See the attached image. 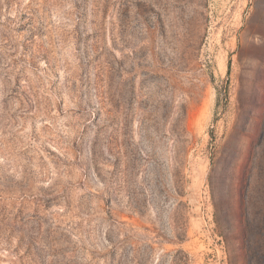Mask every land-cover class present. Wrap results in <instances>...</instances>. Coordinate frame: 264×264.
<instances>
[{
	"label": "rangeland",
	"instance_id": "1",
	"mask_svg": "<svg viewBox=\"0 0 264 264\" xmlns=\"http://www.w3.org/2000/svg\"><path fill=\"white\" fill-rule=\"evenodd\" d=\"M264 0H0V264H264Z\"/></svg>",
	"mask_w": 264,
	"mask_h": 264
},
{
	"label": "trees",
	"instance_id": "2",
	"mask_svg": "<svg viewBox=\"0 0 264 264\" xmlns=\"http://www.w3.org/2000/svg\"><path fill=\"white\" fill-rule=\"evenodd\" d=\"M253 151L255 154L261 155L264 153V117L262 120V126L260 129L259 136L255 145L253 146Z\"/></svg>",
	"mask_w": 264,
	"mask_h": 264
}]
</instances>
